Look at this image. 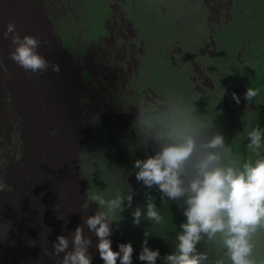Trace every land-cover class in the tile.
I'll return each mask as SVG.
<instances>
[{
  "label": "rangeland",
  "instance_id": "374dc122",
  "mask_svg": "<svg viewBox=\"0 0 264 264\" xmlns=\"http://www.w3.org/2000/svg\"><path fill=\"white\" fill-rule=\"evenodd\" d=\"M9 22L46 42L38 51L62 70L25 72L0 35V233L11 225L0 264H62L53 242L100 210L91 198L129 191L132 207L110 216L112 248L131 243L132 264H147V231L164 264L181 228L161 233L163 216L186 222L183 201L138 183L135 160L174 129L220 132L245 149L248 132L264 129V0H0V32ZM149 194L163 222L137 226L132 212ZM84 234L92 264H105L98 237ZM222 248L198 245L210 264Z\"/></svg>",
  "mask_w": 264,
  "mask_h": 264
},
{
  "label": "clouds",
  "instance_id": "9594fccd",
  "mask_svg": "<svg viewBox=\"0 0 264 264\" xmlns=\"http://www.w3.org/2000/svg\"><path fill=\"white\" fill-rule=\"evenodd\" d=\"M5 39L11 40L9 59L25 72L42 74L49 70L59 74L61 66L48 60L38 49L44 41L32 35H21L13 22L0 32ZM230 59V58H229ZM245 99L251 103L257 96V90L250 87ZM233 99L239 103V97L233 93ZM250 142L247 149L257 152L264 142V129L259 126L248 132ZM159 147L154 155L146 159L135 160L136 180L149 189L157 188L161 199L183 201V215L186 222L180 225L176 235L175 251L164 257V264H210L208 251H199L198 245L214 244L219 241L231 264H256L254 259L257 232L264 229V157L255 163H244L242 170L231 161V149L225 143L220 132L201 134L191 128L174 129L166 138L157 137ZM257 155L259 153L257 152ZM5 184L0 181V192ZM134 193L117 195L111 200L100 196L91 199L98 203L100 210L95 215L87 216L83 224L77 226L67 236L59 235L53 242V252L62 256V264H92L89 253L91 239L84 234L86 226L98 237L97 250L105 264H132L133 246L131 243L120 244L119 251H114L110 216L124 210L125 201L131 208ZM106 209V211L104 210ZM133 223L139 225L145 218L155 225L163 222L155 198L147 195L146 208L136 207ZM8 223L0 233V243L8 241ZM145 232L141 261L156 264L160 257L158 250L148 247ZM214 264H224V258H216Z\"/></svg>",
  "mask_w": 264,
  "mask_h": 264
},
{
  "label": "trees",
  "instance_id": "16d2710c",
  "mask_svg": "<svg viewBox=\"0 0 264 264\" xmlns=\"http://www.w3.org/2000/svg\"><path fill=\"white\" fill-rule=\"evenodd\" d=\"M106 61H108V59H106ZM260 76L262 81H264V72L260 74ZM225 143L231 149L230 158L233 165L240 170H242L244 163L254 164L255 161L260 158L259 156L252 154L250 151H247V149H245V146L241 144V141H233L232 138L225 137ZM163 217L165 218L166 222L161 226V233L175 231L180 228V225L182 223H184L183 218H179L171 214L170 210L168 211V213H165ZM254 239L256 245L254 250V259L256 260V264H264V229L259 230ZM218 242L219 241L217 240L215 246H218ZM221 250V258H224V264H231V262L226 257H223L224 249L222 248Z\"/></svg>",
  "mask_w": 264,
  "mask_h": 264
},
{
  "label": "bare ground",
  "instance_id": "6f19581e",
  "mask_svg": "<svg viewBox=\"0 0 264 264\" xmlns=\"http://www.w3.org/2000/svg\"><path fill=\"white\" fill-rule=\"evenodd\" d=\"M131 36H132V34H131ZM53 37H55V36H53ZM56 38V37H55ZM66 50H67V48H65ZM67 52V51H66ZM69 59H71L72 60V57L70 56V58ZM140 244V243H139ZM137 245V244H136ZM142 245V244H141ZM163 246V245H162ZM140 248H142L141 246H140ZM137 252V251H136ZM164 253V252H163ZM135 255V254H134ZM101 262H102V260H101ZM104 263V262H103ZM138 263V262H137ZM144 263V262H143Z\"/></svg>",
  "mask_w": 264,
  "mask_h": 264
}]
</instances>
